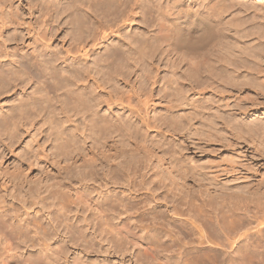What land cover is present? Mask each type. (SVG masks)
<instances>
[{
    "label": "bare ground",
    "instance_id": "obj_1",
    "mask_svg": "<svg viewBox=\"0 0 264 264\" xmlns=\"http://www.w3.org/2000/svg\"><path fill=\"white\" fill-rule=\"evenodd\" d=\"M16 1L0 0V97L8 93L17 97L20 92L21 96L7 113L1 112L4 118L0 120V132L7 131L14 137L21 127L39 124L38 118L42 117L41 126L47 124L50 135L55 134L63 147L69 148L64 155L80 154L88 139L96 145L99 140L119 134L120 141L125 142L133 137L132 129H153L156 125H152L150 117L146 119L147 114L142 115L133 99L145 94L140 88L146 85L151 86L150 96L153 94L160 83L163 58H167V66L173 71L168 85L174 88L163 92L165 97L170 95L169 104L173 103L167 104L168 109L187 93L179 83L182 76L197 83L220 79L226 84V62L244 70V65L235 61V47L226 45V12L234 7L257 11L256 6H250L253 0H167L166 4L163 0H29L27 7ZM98 48H105V53L96 56ZM186 64V73L177 75L180 66ZM248 70L264 71L259 66ZM136 73L140 90L135 81L132 85L131 76ZM120 82L124 85L120 86ZM206 88L201 89L202 93ZM201 98H194L192 105L204 112L209 108ZM103 105L110 112L112 105H121L130 115L115 119L110 112L101 113ZM132 116L137 118L136 123ZM181 169L189 173L188 168ZM79 175L84 183L67 187L73 190L72 199L62 193L56 204L66 221V230L80 218L83 244L88 249L96 245H92L95 239L108 240L118 252L130 249L137 264H226L228 258L227 264H233L229 261L243 254L264 257V219L259 220L264 217L262 200L251 205L239 199L208 204L191 196L179 201L170 188L173 182H166L167 177L163 180L147 162L135 157L115 171L107 170L114 185L127 183L131 193L146 187L157 193L156 200L171 204L172 213L187 217L177 224L172 220L166 223L173 227L171 231L176 229L188 240L182 242L183 246L176 242L181 245L176 246L174 240H169L171 235L168 239L163 232L166 216L160 201L153 204L148 197L119 192L117 187L102 189L103 181L92 169L88 173L80 171ZM72 211L79 217L71 216ZM143 221L152 222L145 227ZM0 224V264H8L7 260L14 257L29 264L36 227L1 205Z\"/></svg>",
    "mask_w": 264,
    "mask_h": 264
},
{
    "label": "rangeland",
    "instance_id": "obj_2",
    "mask_svg": "<svg viewBox=\"0 0 264 264\" xmlns=\"http://www.w3.org/2000/svg\"><path fill=\"white\" fill-rule=\"evenodd\" d=\"M28 1L18 0L16 4L20 3L27 7ZM163 1L164 4L167 3V0ZM253 2L249 5L256 6L257 11L251 9L241 11L234 7L227 10L225 15L227 48L235 47L237 51L233 53L237 57L232 58L244 65L242 70L235 67V64L226 62V67L228 66L226 84L220 79L197 83L182 76L179 83L185 87L187 93L180 96L178 101L180 104L175 106L177 108L168 109L170 95L166 98L163 92L164 89H168L169 92L174 88L173 85H168V79L173 71L172 67L167 66V58H163V62H160V83L153 94L150 96L151 86L146 85L140 88L145 94L133 99V104L140 108L142 115L147 114L146 119L149 120L150 117L152 125H156L153 129L147 126L132 129L133 137L131 140L126 139L125 142L120 141L119 134L114 137L108 136L104 141L99 140L96 145L93 144V140L88 139L86 146H81L80 154L70 152L67 155L64 154L65 151L69 152V148L63 147L55 134L50 135L51 130L47 124L41 126L42 117L38 118L39 124L21 127L14 137L7 131L0 132V205L6 207L12 215L36 227L33 238L35 245L29 249L31 253L28 257L29 264H137L130 249H127L129 252H118L108 240L99 242L95 239L92 245H96L92 248L90 246L91 249L86 248L81 233L84 229L79 225L80 218L70 230H66L64 226L66 221L56 204L62 193L66 199H72L73 190L70 191L67 187L70 184H83L84 178L79 172L88 173L91 169L96 171L103 181L102 189L117 187V191L130 194L127 183L120 184L121 186L114 185L106 173L107 170L119 169L132 157L147 162L163 180L165 177L168 178L166 182H173L170 188L178 195L179 201L190 196L208 204L224 200L226 202L230 199H239L242 204L250 205L257 200L264 201V71L248 73L250 67L259 66L264 69V0ZM104 50L105 48H98L96 56L103 55ZM157 63L158 60L155 61V65ZM187 66L181 65L177 75L185 74ZM228 74L230 79H227ZM131 77L133 85L137 73ZM175 83L173 84L176 85ZM135 84L137 90H140L139 80H136ZM204 85L207 86L206 94L201 91ZM32 89L33 86L27 88V91L30 92ZM13 95L8 93L0 97V120L4 118L2 113L9 111L11 104L21 96V92L17 97ZM199 97L207 103L208 113L197 107L201 111L198 112L192 105L194 98ZM151 104L157 105L155 108H149ZM171 104L173 103L170 102L169 105ZM183 105L184 108H181ZM100 110L101 113L110 112L106 105ZM110 110L109 116L113 115L115 119L117 116L126 118L130 115V111L123 109L121 105H112ZM241 112L245 114L241 116ZM137 117L141 119V115ZM132 120L133 123L137 122L134 116ZM181 166L184 169L188 168L189 173L185 174ZM137 194L148 197L147 200L150 199L151 203L160 201L164 218L166 216L164 224L170 220L177 224L180 219L187 218L172 213L171 204L169 206L165 201L156 200L157 193L149 191L146 187H142L140 192L132 191L130 195ZM75 215L79 217V213L72 211L71 216ZM261 218L260 221L264 219ZM147 222L152 221H143L142 225ZM58 223L61 225L58 226ZM164 224L162 228L163 232L167 233L166 238L171 235L174 239L171 237L168 239L174 240L173 243L188 242L176 229L171 231L173 227ZM263 225L264 222L261 225L264 228ZM1 229L3 224H0ZM12 241H15V238ZM202 244L197 246L210 245L207 242L206 246ZM51 251L53 253H50ZM208 251L203 250L204 253ZM243 255L234 261L231 258L232 261L229 263L237 264L236 262L241 260L239 264L248 262L264 264V257L261 254H256L259 257L252 255L254 258L247 254L250 257L248 259ZM7 263L24 264L23 260L17 257L8 259Z\"/></svg>",
    "mask_w": 264,
    "mask_h": 264
}]
</instances>
